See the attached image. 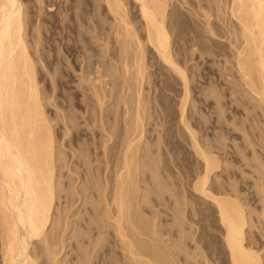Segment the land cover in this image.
I'll use <instances>...</instances> for the list:
<instances>
[{
	"label": "rangeland",
	"instance_id": "obj_1",
	"mask_svg": "<svg viewBox=\"0 0 264 264\" xmlns=\"http://www.w3.org/2000/svg\"><path fill=\"white\" fill-rule=\"evenodd\" d=\"M21 1L26 14L23 26L24 37L29 55L34 61L43 111L50 123L54 147H56L52 164L54 192L56 195L59 194L55 201L52 224L46 236L36 241L32 247L36 263L52 264V260L56 257L60 259L56 264L126 263L123 251L117 245L118 238L114 229L111 227L106 229L103 218L98 215L99 213L92 211V205L96 204V200L87 197V203L84 200L79 202L77 195L74 194L71 198L69 193L72 191L71 185L73 186L70 183L71 178L80 177L82 180L87 174L91 176L97 167L100 168L97 171L101 175V171L106 168V165L101 163L103 158H100L102 159L100 162L94 161L97 160V154L101 157L102 152L99 145L104 138L101 137L100 126L98 123L84 120L98 110L92 95L95 87L99 89L102 85L105 86L104 83L102 84V76H106L107 80L106 88L109 94L107 107L111 112L108 122L113 127L116 124L114 133L117 131L115 134L118 135L119 128L127 125L126 128L123 126V134L130 142L139 139L141 125L145 124L146 128L145 139L136 142L141 149V160L132 166V175L139 179V185L146 198L141 202L143 213L137 212L133 207L135 203H132V211L136 213L133 222L139 227L137 222L139 217L144 221L140 219L143 225L147 219L155 221L166 245L171 247L172 234L178 229L173 217L176 200L173 196L177 195V200L178 198L181 200L178 202H183L185 191H191L190 187L196 175L201 172V160L195 149L197 143L200 147L210 150L221 163L217 174L221 172L218 178L219 181H223V187H229L227 185L231 184V190H236L237 187L236 191L239 192L241 189L242 193L239 194L246 202L249 210H246L247 213L253 211L252 218L250 217L253 226L250 224L252 229L249 228L247 231L254 232L252 234L256 236L257 246L264 250V215L261 214L264 211V193L262 194L264 192L262 177L264 110L241 80L235 64L239 34L237 36L228 34L229 24L223 21V14L215 10L212 0L167 1L169 14L167 26L171 49L177 64L190 78V95L185 101V118L182 121L184 89L181 79L165 66L146 44L145 64L148 67L146 70L148 76L142 89L143 103L140 106L144 123H141L142 120L136 122L134 116L137 87L134 67L129 70V75L125 76L122 65L123 56H126L131 65L136 42L131 36L128 39L121 38L125 34L123 29L125 24L120 23L121 18L115 17L108 10L105 0ZM120 1L123 8L129 11L127 21L131 23L134 31L138 32L142 41H145L146 35L137 4L134 0ZM205 13L212 16L214 34L205 27ZM126 42L130 43V48L124 53V47L127 48ZM120 101L127 102L129 112H126L124 124L119 116L122 106ZM116 106L119 111L115 114ZM68 116L75 120V126L80 129L81 134L76 135L75 131L67 134L63 127L64 120ZM188 129L195 134L196 143ZM73 153L77 154L78 158L72 159ZM86 154L89 156L90 169L82 161ZM60 158L66 162H62L64 165L59 161ZM72 160L78 165L73 164ZM62 165L65 168L61 169ZM67 165L73 170L75 168L79 175H73ZM112 169L111 164L107 171L111 176L114 173ZM156 177L157 179H154ZM260 180L262 183L259 182ZM134 181L136 183V180ZM83 183L82 181V184L76 186L85 187L86 183L84 185ZM135 183L132 185L133 191L136 189ZM231 186L234 188L232 189ZM89 192L86 194L94 196L92 194L94 192ZM195 200L186 199L189 204L186 211L192 212L189 214L191 216L196 214V209L203 208V212L208 210L206 204L203 206ZM85 208L91 210L89 215L84 214L87 213ZM71 210L74 211V216ZM209 212L204 213L207 217L213 218H210L211 221L207 218L203 223L205 228L202 230L198 226L200 232H197V236L206 233L204 235L206 240L202 244L209 255V261L213 262L224 245L221 230L212 226V223L217 225L216 213L208 215ZM203 216L196 215L195 221H201L200 218H204ZM192 226L193 232L197 226L195 224ZM132 229L135 232L131 234L137 239L139 230ZM252 234L248 237H252ZM139 237L142 242L144 238L147 239L145 243L148 244L150 238ZM262 253L264 254V251ZM1 260L0 230V264Z\"/></svg>",
	"mask_w": 264,
	"mask_h": 264
},
{
	"label": "bare ground",
	"instance_id": "obj_2",
	"mask_svg": "<svg viewBox=\"0 0 264 264\" xmlns=\"http://www.w3.org/2000/svg\"><path fill=\"white\" fill-rule=\"evenodd\" d=\"M105 1L108 10L115 17L119 16L121 18L120 23L125 24L123 28L125 34L121 38L128 39L131 36L136 42L131 65L128 63L129 60L127 61L126 56L122 58L125 76L129 75V70L133 67L135 70L134 80L137 87L134 116L136 122L137 120H142L141 123H144L140 106L143 103L141 102L142 89L148 76L146 73L148 67L145 64L146 44L149 48H152L157 58L181 79L184 89L181 117L182 121H184V105L190 95V78L186 71L177 64L171 49L170 34L167 26L169 19L167 12L168 0H134L143 22V30L146 35L145 41H142L138 32L134 31L131 23L127 21L129 11L123 8L121 1ZM211 2L215 6V10L223 14V21H227L229 24L227 26L228 34L230 33L233 36L239 34L235 64L242 78L241 80H243L245 86L255 96V99L263 108L260 107L264 110V0H212ZM24 8L21 0H0L1 264H37L32 254V247L36 241L46 236L52 224L55 201H57L59 195L54 192L52 164L56 147H54L50 123L43 111L34 61L29 55V48L24 37L23 26L26 17ZM204 16L206 20L205 27L208 28L210 33L214 34L215 28L212 16L209 13H205ZM118 38H120L119 35ZM129 42H126L127 48L124 47V53L130 48ZM106 82V76H102V84L104 83L105 86L102 85L99 89L94 86L95 90L93 89L92 97L98 106V110L91 114L89 112L91 116L88 115L90 117H85L84 119L85 122L87 120L95 124L98 123V126H100L101 137L104 138L102 139L103 142L100 141L102 144L99 145L102 152L101 157L97 154V160L94 161L100 162L102 160L100 158H103L101 163H104L106 168L101 171V175L98 174L100 168L97 167L98 171H92L93 174L91 176L89 174L85 178L83 176L82 180L80 177L77 179L76 177L74 179L71 178L70 183L73 186L69 184L72 187V191L69 193H71V198L74 197V194L75 196L77 195L79 202L84 200L87 203V197L94 199L93 201L96 200V204L92 205V211L99 213L98 215L103 218L106 229L107 227L114 229L115 236L119 241V244L117 241V245H119L124 254L125 264H206V262L209 264H264V254L262 253L264 250L257 246L258 241H256V236L254 237L253 235L254 232H252L253 234L249 232L252 237H248L250 234L247 230L249 228L252 229L250 221L252 220L253 211L247 213L246 202L239 194L242 193L241 189L239 192L236 191L237 187L236 190H231V184L227 185L229 187H223V181H219L218 178L221 176V172L217 174L221 163L210 150L204 149L196 143L195 134L190 129H188L189 133L196 143V154L201 160V172L196 175L197 177H195L196 179L190 187L191 191L188 192L185 189L184 198H182L183 202H178L180 199L178 198L177 200V195L173 196L174 200L176 198L173 217L175 226L178 229L172 234L171 247L166 245V241L163 240L155 221L147 219L143 225L139 217L137 221L139 227L133 222L132 219L134 218L133 216H136V213L134 214L132 211V203H135L133 207H135L137 212L143 213L141 202L146 198L139 185V179L137 176L132 175V166L141 160V149H139L137 144L139 143L138 140L143 141L142 139H145L146 128L144 127L145 124L141 125L142 130L139 139L136 141L134 139L130 142L123 134V126L128 127L127 125H122L119 128L118 131L121 134L118 132V135H116L117 131L114 133L116 124L113 127L108 122V116L111 112L107 107L109 94ZM125 101H120L122 106L119 116L123 124L126 112H128L127 102ZM118 109L116 106L115 114L118 113ZM143 110L146 112L144 107ZM74 122L75 120L70 116L64 120L63 128H65L67 134L73 131H75L76 135L82 133ZM115 138L119 139L115 140ZM136 142L138 143L136 144ZM82 156L84 155L82 154ZM75 157L78 158V155L73 153L72 159ZM88 158L89 156L86 154L82 161L90 169ZM62 160V158L59 160L61 164L66 163ZM72 161L75 164L74 160ZM111 164L114 171L113 176L107 172ZM63 165L60 167L61 169L65 168ZM68 168L71 167L69 166ZM70 171L73 175H79L75 168L74 170L71 168ZM260 174L262 175V172ZM157 177L154 179H157ZM262 177L264 178V174ZM134 180H136V183ZM82 181L86 183L85 187L78 188V184H82ZM134 183L135 191L132 190ZM87 184H90L89 187ZM233 186H231L232 189L234 188ZM109 188L110 191L108 192ZM262 189L260 188V190ZM88 191H90L89 193L94 192L92 193L94 196L86 194ZM186 199L187 201L196 199L195 202L198 201L203 206L206 204L207 209L211 211L205 210L209 212L208 215L216 213L217 225L212 223V226L219 231L221 230L224 248L216 254L214 260L212 259L213 262L209 261V255L202 244L206 240L204 238L206 233H201L197 236L199 227L200 230L205 228L203 223L207 218L209 220L213 217H207L204 213L205 211H202L203 208L202 210L196 209V214H193V216L189 215L192 212L186 211L188 209L187 205H189ZM74 201L76 203L77 200ZM74 201L72 202L74 203ZM96 205L102 206V208L100 207V209ZM190 205L191 207L193 206L191 203ZM71 212H73L72 215L74 216V211L71 210ZM86 212L84 214L89 215L91 210H86ZM76 213L78 214V211ZM261 214L264 215V211ZM196 215L198 217L204 215V218L201 217V221H195ZM142 222L144 221L142 220ZM192 224L197 226L193 232ZM104 227L102 226V228ZM132 228L139 230L137 239L132 235V232H135L132 231ZM139 236L150 238L147 241L148 244L145 243L147 239L145 240L142 237L145 243L143 244ZM139 239L140 241H138ZM192 243H195V245H192ZM167 258L169 259L168 262ZM57 259V257L53 259L52 264L60 261V259Z\"/></svg>",
	"mask_w": 264,
	"mask_h": 264
}]
</instances>
